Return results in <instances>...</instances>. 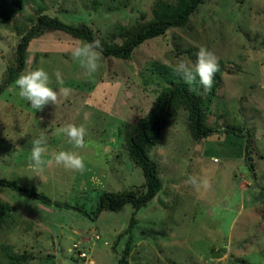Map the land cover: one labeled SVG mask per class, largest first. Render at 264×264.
<instances>
[{
  "label": "rangeland",
  "instance_id": "1",
  "mask_svg": "<svg viewBox=\"0 0 264 264\" xmlns=\"http://www.w3.org/2000/svg\"><path fill=\"white\" fill-rule=\"evenodd\" d=\"M19 1L0 0V82L40 14L86 24L104 41L121 43L122 29L154 18L160 0ZM83 43L50 32L30 45L20 76L43 68L58 92L55 104L35 112L16 81L0 96V176L77 207L48 205L0 186V262L121 264L131 241L129 264H264V0H207L185 26L146 40L131 59L101 53L92 74L72 56ZM202 48L219 61L210 90L195 76ZM182 63L194 79L178 71ZM174 83L198 93L213 132L196 139L189 110L178 106L150 151L162 184L157 196L137 212L126 204L97 213L104 192H144L125 129ZM67 125L86 129L84 147L58 134ZM41 135L47 150L38 166L30 156ZM59 151L84 157V170L57 165Z\"/></svg>",
  "mask_w": 264,
  "mask_h": 264
},
{
  "label": "trees",
  "instance_id": "2",
  "mask_svg": "<svg viewBox=\"0 0 264 264\" xmlns=\"http://www.w3.org/2000/svg\"><path fill=\"white\" fill-rule=\"evenodd\" d=\"M206 1L177 0L176 3H171L160 0L157 3L154 18L144 19L131 27L122 29L120 36L123 41L121 43L104 41L86 24H70L58 17L40 14L36 19V23L27 29L18 44L16 61L8 67L4 78L0 82V96L24 71L31 43L47 33L64 32L87 43L98 39L101 41L102 47L97 51L104 56L128 60L132 58L135 48L146 40L164 35L171 28L185 26L190 17ZM17 3L21 5L19 0H17ZM180 105H185L190 112V127L196 139L206 138L213 132L214 129L206 123V110L203 108L201 99L195 90L183 83H174L163 89L149 114L138 122L127 125L125 129V139L129 153L136 165L141 167L145 176L144 192H138L136 189L127 192H104L99 198L97 213L105 210L116 212L126 204L132 205L134 211L137 212L157 196L162 184L158 165L150 157V151L161 140L163 130L171 125L176 109ZM228 130L231 132L238 131V129H227L226 131ZM246 150L248 151L247 157L250 168L254 170L255 165L249 154L252 151L250 136H247ZM0 186L16 191L23 196L35 198L48 205L55 203L47 194L40 193L33 187H28L14 179L0 176ZM55 204L67 209H77V207L70 204L59 202ZM132 221L135 222V219L133 218ZM130 251L131 241L126 244L121 264H129ZM0 264L2 263L0 262Z\"/></svg>",
  "mask_w": 264,
  "mask_h": 264
},
{
  "label": "clouds",
  "instance_id": "3",
  "mask_svg": "<svg viewBox=\"0 0 264 264\" xmlns=\"http://www.w3.org/2000/svg\"><path fill=\"white\" fill-rule=\"evenodd\" d=\"M101 47V41L98 39L89 43H83L75 47L72 56L86 66L88 74H92L99 67L98 61L101 53L97 50L101 49ZM218 70L219 61L216 55L207 49H200L197 54L195 76L199 77L200 83L206 89L210 90L212 88L213 77ZM178 71H181L185 76L195 78L192 70L186 64L182 63ZM57 75L59 76V74ZM15 83L19 90V96L26 100L35 112L42 111L46 105L55 104L57 101L58 92L50 86L49 74L43 68H37L21 75ZM58 134L66 136L75 147H84L86 129L83 126L67 125L58 129ZM46 150L47 137L41 135L33 142L30 158L34 164L38 166L45 164L43 154ZM54 161L57 165H63L67 169L83 171L85 168L84 157L72 151H59L55 153ZM48 162L51 163V161ZM192 183H196L194 178L192 179Z\"/></svg>",
  "mask_w": 264,
  "mask_h": 264
},
{
  "label": "built area",
  "instance_id": "4",
  "mask_svg": "<svg viewBox=\"0 0 264 264\" xmlns=\"http://www.w3.org/2000/svg\"><path fill=\"white\" fill-rule=\"evenodd\" d=\"M84 255H86V254H84Z\"/></svg>",
  "mask_w": 264,
  "mask_h": 264
}]
</instances>
